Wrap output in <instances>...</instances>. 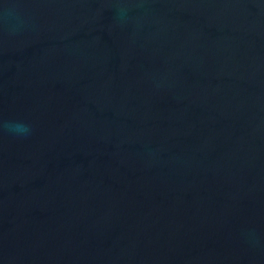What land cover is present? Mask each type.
Listing matches in <instances>:
<instances>
[{
  "label": "water",
  "instance_id": "95a60500",
  "mask_svg": "<svg viewBox=\"0 0 264 264\" xmlns=\"http://www.w3.org/2000/svg\"><path fill=\"white\" fill-rule=\"evenodd\" d=\"M0 264H264V0H0Z\"/></svg>",
  "mask_w": 264,
  "mask_h": 264
},
{
  "label": "clouds",
  "instance_id": "9594fccd",
  "mask_svg": "<svg viewBox=\"0 0 264 264\" xmlns=\"http://www.w3.org/2000/svg\"><path fill=\"white\" fill-rule=\"evenodd\" d=\"M3 126L9 131V133L18 137L27 136L31 132V128L28 124L19 121L6 122Z\"/></svg>",
  "mask_w": 264,
  "mask_h": 264
}]
</instances>
